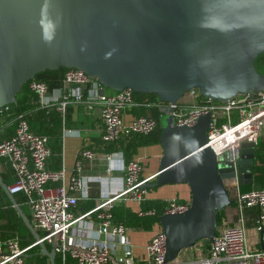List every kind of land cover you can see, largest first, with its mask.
<instances>
[{
    "label": "water",
    "instance_id": "95a60500",
    "mask_svg": "<svg viewBox=\"0 0 264 264\" xmlns=\"http://www.w3.org/2000/svg\"><path fill=\"white\" fill-rule=\"evenodd\" d=\"M262 53L264 0H0V108L15 104L38 73L61 67L80 69L110 90L157 94L168 117L159 169L143 187L182 183L190 190L185 212L159 217L165 262H172L212 240L217 213L233 201L227 182L252 179L255 144L243 141L235 159L221 165L207 145L209 114L180 126L169 104L191 89L220 101L264 91L255 67ZM0 186L55 264L54 243L47 250L1 177Z\"/></svg>",
    "mask_w": 264,
    "mask_h": 264
},
{
    "label": "built area",
    "instance_id": "2783aa9c",
    "mask_svg": "<svg viewBox=\"0 0 264 264\" xmlns=\"http://www.w3.org/2000/svg\"><path fill=\"white\" fill-rule=\"evenodd\" d=\"M61 84L66 93L59 101L48 96V86L43 81L30 80L28 88L35 92L40 104L57 102L59 110L64 113L69 102L86 103L88 109L92 103L101 106L102 139L114 141L121 134H150L157 121L151 115L134 116L129 121L123 117L126 108L133 103V91L105 92V87L98 79L88 76L77 68L64 71ZM169 114L176 125L191 126L201 115L209 114L207 145L213 150L217 161L223 165L234 160L235 151L243 141L255 145L264 129V91L238 94L227 100H212L202 96L197 89L187 91L181 99L169 104ZM7 106L3 111H7ZM94 152L86 147L78 153L77 168L82 160L92 159ZM51 149L48 137L32 132L28 121L19 115L15 133L9 138L0 140V157L8 160L14 180L7 185L11 194L25 197L32 224L43 243H54L55 253L62 255L64 262L68 254L73 264H134L131 247L126 240V227L115 223L110 207L114 200L124 198L140 202L146 198L148 189L143 184L153 176L142 175L143 166L137 159L125 163L106 154L109 169L123 172L121 177H111L108 183L117 179L118 187L111 191L101 185V199L95 207L76 212L79 196L86 189L84 178L72 175L67 185L57 183L63 179L62 171H53L47 167ZM114 161L117 163L113 165ZM95 177H90L89 180ZM96 180L101 181V177ZM234 182V201L238 209L248 206L264 208V189L242 191L238 182ZM102 183V182H101ZM231 188V187H229ZM85 191V190H84ZM164 213H183L190 206V200L179 201L176 197L166 199ZM260 215L257 229L264 231ZM27 247H20L18 237L0 239V264H27L25 253ZM116 247H120L117 250ZM166 238L162 230L156 231L145 245L148 264H168L165 262ZM249 259L254 264H264V252L251 253L246 245L245 229L240 220L236 225L220 223L212 240L209 241L208 255L200 264H246ZM48 264H50L48 260Z\"/></svg>",
    "mask_w": 264,
    "mask_h": 264
},
{
    "label": "trees",
    "instance_id": "16d2710c",
    "mask_svg": "<svg viewBox=\"0 0 264 264\" xmlns=\"http://www.w3.org/2000/svg\"><path fill=\"white\" fill-rule=\"evenodd\" d=\"M259 55L255 60V67L258 72L264 74V68L260 69L256 65V61L263 55ZM68 68H59L57 70H45L38 73L34 80L43 81L47 84L48 89H53L61 84V78L64 71ZM30 81V80H29ZM21 86L20 92L17 95V101L15 104L7 105V111H3L0 108V117L3 116V120L0 123V135L5 134L2 139L9 138L15 133L17 119L19 115H22L29 124L30 130L36 134L45 135L48 137V145L51 149V155L48 158L47 167L53 171H59L61 168V143L63 128L65 124L64 113H62L57 102L42 105L37 99L35 92L28 88V82ZM109 91H114L110 90ZM161 100L155 93L146 92H133V103L129 105L125 111L132 113L134 116L139 115H151L157 121L155 130L147 135L140 133L121 134L114 141H104L102 136L93 140L92 144H88L85 147L91 149L93 152L102 154H111L114 152H121L125 163L131 159H135L134 156L137 153L139 147L159 144V136L163 125L161 124L160 117L163 115L161 111ZM140 162V161H139ZM141 163V162H140ZM3 182L9 185L7 177L0 173ZM58 183L52 184V186ZM252 189H264V132L260 135L256 145L253 162V174L249 183ZM49 185V184H48ZM151 191V189H148ZM16 202L20 205L27 218L32 223L31 215L28 211L27 205H25V197L21 194H13ZM179 201H185L177 198ZM95 205L92 201L87 204V201L77 207H83L84 211L89 210ZM138 210L132 209L128 205L120 202L112 203L110 212L112 219L115 223L122 224L124 227L142 228L145 230H152L157 227V231L161 230L159 217L164 214L165 201L159 198L146 197L139 202ZM222 210L217 213V225L221 223ZM11 232H3V229H9ZM3 232V233H2ZM39 236L41 234L36 231ZM0 239H6L9 237H18L20 247L24 248L32 243L35 239L32 233L25 226L22 218L17 214L15 208L12 206V202L6 195L2 187L0 186ZM25 233L27 236H23ZM23 236V237H22ZM209 244V240H205ZM47 250L51 249L50 244L44 243ZM41 254L42 258L47 260L48 258L42 254V250L39 245L32 246L25 253V261L29 264L30 260L35 256ZM31 255V257H27ZM30 259V260H29ZM55 264H73V260L67 254L63 262L62 255L56 254Z\"/></svg>",
    "mask_w": 264,
    "mask_h": 264
},
{
    "label": "crops",
    "instance_id": "0c3cea01",
    "mask_svg": "<svg viewBox=\"0 0 264 264\" xmlns=\"http://www.w3.org/2000/svg\"><path fill=\"white\" fill-rule=\"evenodd\" d=\"M108 91V89H105V92ZM65 93L66 88L63 87L62 84L48 90V96L50 98H55L58 101L62 99ZM161 106L162 108L164 107L163 102H161ZM100 112L101 106L99 103L95 102L92 103L91 109L87 108L86 103L69 102L64 112L65 124L61 143V168L59 170L63 173V179L59 180L57 183L67 185L72 175L76 174L78 176H82L85 181L84 186H86V189H84L85 191H82V194L84 193L83 196H81L80 192L78 193V196L80 197L78 200L79 205L84 204L86 201L87 204L94 201L95 205L93 207H95L101 199V185L104 189L107 188V190L114 191L118 187V184L116 183L117 179L108 183L109 179L111 177L116 178L123 176L122 171H118L116 169L110 170V163L106 154L98 152H94L95 154L92 159L82 160L81 168H77L76 162L78 161V153L80 149L88 144H92L93 140L101 137L103 125L100 118ZM123 117L126 121H129L134 117V115L125 111ZM167 117L168 115L165 113H163L160 117V121L163 126L166 124ZM2 120L3 116L0 117V123ZM263 132L264 129L262 133ZM5 136L8 135L2 134L0 135V138H4ZM161 155L162 147L160 144H152L138 148L134 158L141 162L143 166L142 175L144 177L154 174L159 169V159ZM112 157L119 161L123 159L122 153L119 151L112 153ZM116 163L117 162L114 161L113 165ZM0 173L4 174L10 183L14 180V175L8 160L2 157H0ZM90 177L95 178L89 180ZM99 177H101V181L96 180ZM233 183L234 182L231 181L227 182L229 187H231L230 191L233 201L229 206L222 210L221 223L236 225L241 220L245 229V240L248 250L251 253H262L264 252V236L262 238L261 231L257 229V224L260 220V215L264 214V208H260L258 206H248L243 207L241 210L238 209L233 198L235 190V188L232 187ZM52 184H55V182L49 183V185ZM238 188L242 191L252 190V186L249 184H238ZM146 197L159 198L163 200L176 197L187 201L190 200V190L187 184H167L151 189V191L147 192ZM114 202H122L135 210H138L139 208V202L133 200L118 198L114 200L113 203ZM75 211L82 212L84 209L83 207L78 208L76 206ZM260 222L264 226V218L261 219ZM6 230H11V227ZM156 231L157 227H154L152 230L135 227L126 228V240L127 244L132 249L134 264H148L145 255V245ZM3 232H5V229H3ZM116 248L117 250L120 249V247ZM208 249L209 244L206 243L205 240H200L191 248L182 250L176 260L168 262V264H200L201 260L208 255ZM27 257H31V255H27ZM48 260L49 259L43 261L42 258H36V263L39 262L40 264H44L45 262V264H48ZM110 264L116 263L111 260ZM246 264H254V260L249 259Z\"/></svg>",
    "mask_w": 264,
    "mask_h": 264
},
{
    "label": "rangeland",
    "instance_id": "374dc122",
    "mask_svg": "<svg viewBox=\"0 0 264 264\" xmlns=\"http://www.w3.org/2000/svg\"><path fill=\"white\" fill-rule=\"evenodd\" d=\"M256 65H257V67L260 68V69H263V68H264V54H263V55H262V56L256 61ZM106 89H108V88H106ZM5 231H7L8 233L11 232V230H6V229H5ZM39 233L42 234L41 231H39ZM24 235L27 236L25 233H23V236H24ZM23 236H22V237H23ZM41 256H42V255L39 254L38 256H35V257L32 258L31 260L29 259V260H30V261H29L30 264H34V263H35V264H40L38 261H37L38 263H36V258H37V259H38V258H42ZM42 259H43V258H42ZM45 260H46V259H45ZM45 260L43 259V261H45ZM44 264H45V262H44Z\"/></svg>",
    "mask_w": 264,
    "mask_h": 264
}]
</instances>
